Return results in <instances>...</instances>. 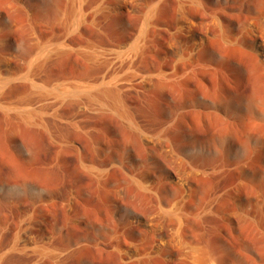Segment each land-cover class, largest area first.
Segmentation results:
<instances>
[{"label":"rangeland","instance_id":"374dc122","mask_svg":"<svg viewBox=\"0 0 264 264\" xmlns=\"http://www.w3.org/2000/svg\"><path fill=\"white\" fill-rule=\"evenodd\" d=\"M199 1L229 26L190 56L182 0H0V264H139L123 257L149 251L134 218L168 209L182 166L181 240L147 264H264V67L234 37L264 0ZM77 88L96 95L85 108L62 97ZM141 169L158 190L139 188ZM34 222L31 253L17 250Z\"/></svg>","mask_w":264,"mask_h":264},{"label":"bare ground","instance_id":"6f19581e","mask_svg":"<svg viewBox=\"0 0 264 264\" xmlns=\"http://www.w3.org/2000/svg\"><path fill=\"white\" fill-rule=\"evenodd\" d=\"M187 1V0H186ZM184 0H182V12L181 14V20H180V30L182 32V35H184L186 38L182 39V42H185V44L190 45V53L189 55L192 56L194 55V53L202 47V45L205 44V42L209 39V37L211 36V34L216 33V31L221 32V30H224L225 28H227L229 25L228 23L223 19L222 17V13L219 14L217 11H211V12H206L208 9H205L201 6L200 1H193L190 6L187 4L188 2H186ZM191 1V0H188ZM195 2V3H194ZM199 8H201L204 11V16L203 18H199L198 16H196V14H194V12L196 10H198ZM180 11V10H179ZM232 30V29H231ZM214 32V33H213ZM241 33L247 38L249 39V42L247 43L249 46L248 48L255 54V57L259 63V65H261L262 67H264V15L258 16V17H249L247 19V21L245 22V24L242 26V29L240 31H234V37L240 38L241 37ZM218 34V33H217ZM231 35V34H230ZM212 37V36H211ZM228 40V39H227ZM181 51V50H180ZM188 53V52H187ZM184 57V56H183ZM189 57V56H187ZM118 58V57H117ZM185 58V57H184ZM195 58V57H194ZM121 60V59H120ZM193 60V59H192ZM192 60H189L191 62H193ZM195 60V59H194ZM123 61V60H121ZM123 63V62H122ZM7 64V63H6ZM10 65V63H9ZM128 65V64H127ZM126 65V66H127ZM130 66V65H129ZM115 67V66H114ZM131 67H129L130 69ZM116 74V73H115ZM134 74V73H133ZM141 74V73H140ZM112 76V75H111ZM110 76V77H111ZM116 76V75H115ZM114 76V77H115ZM130 76V75H129ZM133 76H135V78H138L141 81H146L143 77L140 78L138 77V75L134 74ZM159 76V75H158ZM108 77V76H107ZM132 77V75H131ZM130 79H134L135 78H131ZM107 79V78H106ZM113 79V78H112ZM116 79L118 80V78L116 77ZM163 79V78H162ZM161 79V80H162ZM104 80V79H103ZM109 80V79H108ZM114 80V79H113ZM120 80V79H119ZM118 80V81H119ZM127 81V79H125ZM110 81V80H109ZM108 81V82H109ZM120 81H124V80H120ZM125 81V82H126ZM129 81V79H128ZM154 81V80H153ZM116 82V81H115ZM114 82V83H115ZM129 82H132L129 81ZM150 82V81H149ZM107 82H104V84L106 85ZM112 81L110 82L111 84H114ZM117 83V84H116ZM114 85L116 86L118 92L119 89L118 86V82H116ZM120 84V83H119ZM130 84V83H129ZM122 85V84H121ZM124 85V84H123ZM85 86V85H84ZM112 86V85H111ZM111 86L109 87V85L107 84V87H109L108 91L110 90ZM127 86V85H126ZM144 86V85H143ZM88 87V86H86ZM103 87V86H102ZM114 88V87H113ZM105 89H107L105 87ZM134 89V88H133ZM187 89V88H186ZM102 90V89H101ZM112 90V89H111ZM121 90V89H120ZM128 90V89H127ZM136 90V89H135ZM183 90V89H182ZM189 90V89H188ZM187 90V91H188ZM103 91V90H102ZM191 91V90H190ZM59 91H57L58 93ZM63 92V96L65 98H76L80 101V106L81 108H85V105L87 103H90V101L93 100V98L96 96H94V94L90 91V90H86L85 89H72V90H68L66 89V91H62ZM110 92V91H109ZM108 92V93H109ZM56 93V94H57ZM60 93V92H59ZM107 93V91H106ZM112 92H110L109 94H111ZM115 93V92H113ZM121 93V92H120ZM119 93V94H120ZM53 95V94H52ZM108 95V94H107ZM106 95V96H107ZM113 95V94H112ZM116 95V94H115ZM60 96V95H59ZM110 96V95H109ZM108 96V97H109ZM57 97V96H56ZM119 97V96H118ZM60 97L56 98L59 99ZM64 98V99H65ZM113 98V97H112ZM61 99V98H60ZM63 99V98H62ZM105 99V98H104ZM115 99H118L117 97ZM114 99V101H115ZM98 100V99H97ZM110 100V99H109ZM196 100V99H195ZM227 100V99H226ZM94 101V100H93ZM102 101V100H100ZM214 101V100H213ZM111 102V101H110ZM113 108H116L113 106ZM80 109V108H79ZM248 120V119H247ZM141 131V130H140ZM144 132V131H143ZM142 136V135H140ZM143 139V138H142ZM142 141H144L143 143H145V145L147 146V150H151V148H148L151 145H154L156 147H158L161 150H164L163 143L158 141L157 143L152 140V139H146L144 138ZM145 146V147H146ZM152 153V152H151ZM168 153V151H167ZM172 156V155H171ZM148 158V157H147ZM173 159V158H172ZM179 160V159H178ZM177 160V161H178ZM146 167V166H145ZM149 167V166H148ZM151 168V167H150ZM149 168V171H150ZM142 170V169H141ZM170 170V169H169ZM144 172L142 177L137 176L139 179H141L142 183L144 185H142L141 183V187H139V183L137 184V186L142 189V187L144 188V186L147 185L148 188H155L159 185V183L157 182L161 180L160 178H155V176L153 175L154 173H150L148 171V169L142 170ZM193 170H191L188 166H182L179 167V170L172 174L173 176H171V178L176 182L175 187L177 189V195L174 197L173 201L171 202V204L168 206V209L162 206L157 207L155 214L154 215H150V216H146V217H138V218H134V220L136 221V224L138 226H142L143 227V231H144V235L140 238L142 239L143 237L146 238V241L148 242L151 239V243L149 245V251L144 252L140 246H138L135 242H131L130 244L126 245L124 247V252H123V257L126 260H135L137 261L139 264H147L148 258L155 256V255H159V253H161L162 251H164V249L166 247H170V246H175L176 244H179V241L181 239H179L180 237L178 234L179 227L181 225V221H182V217L187 216V214L190 212L189 211V202H190V198L192 195V181L188 178V174L191 173ZM175 172V171H173ZM140 173V175L142 174ZM135 175V174H134ZM139 175V174H137ZM136 177V178H137ZM135 178V177H134ZM134 181H137L136 179ZM133 181V182H134ZM162 181V180H161ZM159 181V182H161ZM137 183V182H136ZM158 183V185H157ZM135 184V183H134ZM136 185V184H135ZM164 185H161V189ZM146 187V188H147ZM153 188H152V193H153ZM160 188V185L159 187ZM123 189V188H122ZM119 189L118 191V195L123 196L124 195V190ZM154 189V190H155ZM143 190V189H142ZM147 191V189H145ZM158 190V189H157ZM151 192V191H150ZM159 193V192H158ZM156 194V192H155ZM159 196H162L161 192L159 193ZM158 195V194H157ZM117 196V197H119ZM173 220L175 221L176 225H173L170 223V221ZM37 221V220H36ZM29 224V223H28ZM134 224V223H133ZM42 223L40 222H34L32 223V225H27L25 227L22 226L21 230V237L23 240H21V242L23 243V245H21L19 242L16 243V245L20 246L17 248V250H23V251H29L28 247L26 246H32L34 244V239L31 237L30 231H32L31 229L33 228H42ZM33 227V228H32ZM21 228V227H20ZM31 228V229H30ZM19 232V231H18ZM165 232H169L168 235H165ZM19 235V233H18ZM41 241L40 242H44V241H49L50 240V236L49 234L45 231L43 232V234L41 235ZM19 236H17V238H21ZM143 238V239H144ZM142 239V240H143ZM135 240V239H134ZM138 240V239H137ZM36 241V240H35ZM136 241V240H135ZM18 242V239H17ZM37 242V241H36ZM137 242V241H136ZM39 243V242H38ZM37 243V244H38ZM142 243V242H141ZM36 244V243H35ZM34 244V245H35ZM43 245H40L39 247H34L33 249L37 248V250H34L32 256L34 257V263H38L41 259H43L46 254L48 253V249L46 248V243H42ZM15 245V243H14ZM13 245V246H14ZM38 246V245H37ZM17 247V246H16ZM15 247V248H16ZM33 247V246H32ZM177 247V246H176ZM175 247V248H176ZM39 248V249H38ZM173 247H171L170 249H172ZM174 248V249H175ZM167 249V248H166ZM32 250V249H31ZM30 250V251H31ZM29 251V252H30ZM31 253V252H30ZM164 253V252H162ZM50 254V253H49ZM209 264V263H208ZM211 264V263H210Z\"/></svg>","mask_w":264,"mask_h":264}]
</instances>
